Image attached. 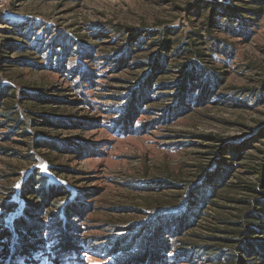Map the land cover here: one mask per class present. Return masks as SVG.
Wrapping results in <instances>:
<instances>
[{
    "label": "rangeland",
    "instance_id": "obj_1",
    "mask_svg": "<svg viewBox=\"0 0 264 264\" xmlns=\"http://www.w3.org/2000/svg\"><path fill=\"white\" fill-rule=\"evenodd\" d=\"M189 66L215 87L176 106ZM0 87V229L28 213L42 231L30 256L15 236L0 264H138L158 209L188 195L175 183L219 156L233 168L165 263L232 264L208 253L232 245L251 187L264 191V0H0ZM37 173L69 193L34 212L21 190ZM70 201L85 209L60 228Z\"/></svg>",
    "mask_w": 264,
    "mask_h": 264
},
{
    "label": "trees",
    "instance_id": "obj_2",
    "mask_svg": "<svg viewBox=\"0 0 264 264\" xmlns=\"http://www.w3.org/2000/svg\"><path fill=\"white\" fill-rule=\"evenodd\" d=\"M127 46V52L131 51L130 44ZM194 68V66H189L183 77L177 81L178 93L176 97L178 104L176 106H180L183 103V95L192 97L200 94L197 98L199 100H206L211 91L210 89L215 87L214 80L210 77L209 72L204 70V74L202 72L199 73L200 75H196ZM150 77L151 73H148L142 79L143 83L139 85V93H141L139 96H142L146 92L145 84L150 83ZM6 92L7 89L0 87V94ZM25 92L28 97L33 98L36 96V98H41V95L39 97L32 91L26 90ZM131 108V111L135 110V101L131 102ZM13 115L14 113L12 112L7 115H2L5 118V124L11 122L21 123V120H16L12 117ZM46 122L49 124H58L56 121L50 119H47ZM38 142H42V140ZM55 147L58 149L64 148L63 145L59 144L55 145ZM66 148L70 151L79 150L77 147L71 146H67ZM232 155L236 156L234 152H232ZM231 160L219 156L212 165L204 167L200 181L195 184L188 185L185 182L175 183L185 188L188 195L182 199L176 208L167 206L162 208L161 211L158 209L157 213H166H160L151 220L149 231L146 233L145 239H143L141 246L142 258L138 261V264H166L167 258L164 253L177 250L175 243L172 241V234L181 232L184 226H191L194 220H196L197 214H200L202 211L201 207H205L207 200L215 195L218 187L216 180H220L222 176L224 177L227 174L228 168H233ZM251 188L256 192H260L261 195L245 201L248 208L242 211L237 220L234 221L236 226V229L232 232L234 237L226 239L232 245L230 247L226 245V247L223 246L209 251L208 254H211L212 251L218 250L217 253H213L216 254L213 255V259L217 262H221L227 256L225 259L232 262V264H264V191H260L256 187ZM21 191L22 196L34 199L33 202L35 204L29 206V209L34 212L40 211L46 204L53 202L56 197L62 194L67 196L69 193V190L60 185L47 183L44 176L40 173L30 176ZM82 196L85 195L81 194ZM58 207L61 208V204ZM83 209H85L83 204L78 201H70L64 207L62 206L61 211L64 217L62 215L60 216L58 226L63 228L62 225L66 222L68 229L72 227L71 221L81 216ZM27 214H24L22 218L16 220L13 230L10 227L0 229V254H2L0 256H7L12 252V246L15 244V236L17 237L15 251L18 256H30V254H33L40 247L41 242L36 243L33 240L38 239V235L42 231L37 224L28 221L29 215ZM136 235L129 237L127 240L121 239V241H118L116 249L124 251L132 250L137 242ZM16 254L15 256L17 257Z\"/></svg>",
    "mask_w": 264,
    "mask_h": 264
}]
</instances>
